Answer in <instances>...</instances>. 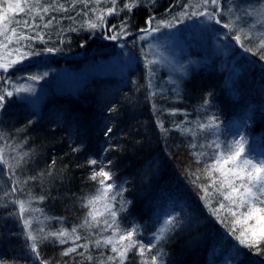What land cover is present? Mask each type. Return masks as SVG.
Segmentation results:
<instances>
[{"label": "trees", "instance_id": "16d2710c", "mask_svg": "<svg viewBox=\"0 0 264 264\" xmlns=\"http://www.w3.org/2000/svg\"><path fill=\"white\" fill-rule=\"evenodd\" d=\"M180 3L183 0H156L154 5L146 2L130 14L131 35L116 41L107 39L109 33L104 29H96L92 34L88 30L65 31L60 36L56 35V29H49L51 40L47 44L36 41L34 45L40 54L48 55L49 62L38 61L8 71L9 79L15 83L14 79L27 75L28 69L39 65L72 67L100 59H121L125 51L131 53L130 66L117 82L97 80L84 86L76 95L63 94L59 98L53 93L43 103L42 111L32 108L23 99L19 101L15 94L13 103L3 111L0 135L22 143L24 151L32 154L24 171L17 170L16 175L21 179L35 176L46 173L50 166L53 173L43 182L32 181L23 191L11 193L13 177L0 165V260L4 264H38L26 246L25 231L15 217L13 205V201L21 196L28 198L29 191L34 196H47L43 202H38L47 216L63 218L46 222L52 230L61 225L71 229L82 222L88 211L82 206L84 198L94 195L99 186L89 179L92 167H97L86 164L89 158L112 161L109 167L115 185L117 189L121 186L126 189L122 193L123 199L131 202L120 212L119 222L125 229L139 225L142 232L138 239L144 243L152 239L151 234L168 213H178L185 224H194L171 235L164 245L165 264H210L214 250L222 254L220 264H224V256L230 264H264V255L239 245L220 218L213 214L217 200L213 198L209 207L198 187L207 183L202 172L196 183L190 174L202 170L204 164L210 162L209 157L198 161L194 153L211 154L213 150L207 145L217 139L227 143L244 135L250 155L264 156V60L245 51L227 34V29L213 23L209 27L212 32L204 36L207 35L208 40H212L213 34L222 36L229 49L228 64L238 71L236 74L228 70L223 77L211 66L200 65L184 66L185 69L180 70L172 81L167 80L166 72L159 69H155L156 77H149L145 60L146 55L149 57V45L137 40L142 33L139 29L145 27L149 14H155L159 19L167 17L165 9L176 4L173 14L177 13ZM228 3L241 14L240 26L248 28L256 18L243 16L241 10L259 7L264 0H226L225 7ZM123 16L122 13L121 18ZM108 23L117 24L119 19L109 17ZM69 25L67 20L62 22L65 29ZM254 32H264V26L256 24ZM47 47H56L60 51L49 53L44 50ZM3 83L1 90H12V84L5 76ZM153 91L156 92L154 97L151 96ZM112 108L116 111H111ZM176 109L179 111L175 114L170 111ZM213 116L218 127L212 130L197 128ZM158 120L163 121L167 132L161 130ZM175 124L193 129L196 135L175 128ZM107 127L113 129L108 136L104 135ZM193 144L195 148L191 146ZM201 145L205 147L201 148ZM77 146H81V151L73 152ZM52 161H55L54 165ZM120 200L117 196V207ZM221 218L227 219L226 214L221 213ZM68 246L45 241L40 247L41 255L51 264H97L109 253L108 249L93 248L90 251L95 259L82 262L79 256L75 259L60 256ZM126 264H139L135 250L129 253Z\"/></svg>", "mask_w": 264, "mask_h": 264}, {"label": "snow or ice", "instance_id": "6c2138e0", "mask_svg": "<svg viewBox=\"0 0 264 264\" xmlns=\"http://www.w3.org/2000/svg\"><path fill=\"white\" fill-rule=\"evenodd\" d=\"M146 2L154 5L156 0H0V71L7 73L15 66L21 65L28 57L40 55V52L35 51L34 42L40 41L47 44L51 40L49 29H56L57 36L65 31L88 30L92 34L96 29H105L109 33L106 38L113 41L129 36L131 35L130 14ZM225 3L226 0H183V3L179 4L180 11L175 14L173 9L177 5H170L165 9L168 13L166 18L159 19L155 14L147 16L144 22L145 27L139 29L144 33L140 39H146L164 28H174L183 20L204 18L208 22L227 29V34L234 38L241 48L247 52H253L264 60V32H254L256 24L264 26V3L259 7L241 10L243 16L256 18L248 28L241 27L238 23L242 16L235 10V6L228 3L225 7ZM122 13L123 18H121ZM109 17L118 18L119 23L109 25ZM65 20L70 22L66 29L62 26ZM44 50L49 53L60 51L56 47H47ZM145 60L148 65L159 62L148 59L147 55ZM43 75L46 76L47 73ZM42 78L43 76L39 75L28 77L32 81ZM3 79L4 77L0 76V80ZM8 82L12 84V90L7 88L0 90V111L5 109L6 98L19 93L34 92L32 85L23 86L11 80ZM149 87H151V80H149ZM155 95L156 92L153 91L151 96ZM153 109H156L155 104ZM111 111H116V108H112ZM170 111L175 114L179 110ZM157 123L162 131H168L164 128L163 121L158 120ZM174 127L196 135L193 129L182 127L181 124H175ZM216 127L218 125L215 116L211 117L207 123L197 125V128L205 130ZM112 131V127H107L104 135L108 136ZM0 140H3V144H0V165L6 166L13 177L11 193L23 191L30 182L37 180L43 182L46 176L53 175L50 166L46 173L40 172L35 176H25L21 179L16 175L17 170L24 171L32 154L29 151L18 150L23 146L22 143L17 144L13 141L10 144L3 136H0ZM24 142L26 143V140ZM191 146L196 147L195 144ZM207 147L213 150L211 154L205 151L194 153L198 161L209 157L210 162H206L202 170L198 169L197 172L190 173L195 177L193 183L201 179L202 172L207 183H201L198 187L204 193L203 199L209 207L213 198L217 200V206L212 208L213 214L220 218L221 224L228 228L239 245L264 255V156L257 158L250 155L248 141L244 135L227 143L218 139L213 140ZM72 151H81V146L74 147ZM9 152L15 155H8ZM54 164L55 161H52V165ZM86 164L97 166L92 167L89 179L96 181L99 186L94 195L84 198L82 206L88 211L82 222L73 225L71 229L61 225L59 229L52 230L46 222L63 218L49 217L42 208L33 206L34 201L43 202L47 198L46 195L34 196L29 191L27 199L13 201L18 206L16 214L26 229L24 233L28 241L26 246L38 264H51L41 255L40 247L45 241L69 245L64 248L60 256H71L73 259L79 256L82 262L85 260L91 262L95 259L90 251L95 248L109 250L106 256H103L101 252L103 258L99 259L97 264H126L129 253L133 250L139 258V264H165L164 245L171 235L177 230L192 227L194 224H185L178 213H168L156 231L151 234L152 239L144 243L143 240L138 239L142 232L139 225L125 229L119 222L120 212L125 211L126 205L131 202L123 199L122 193L126 189L122 186L117 189L115 185L113 173L109 167L112 161L105 162L89 158ZM117 196L121 197L119 207L116 204ZM221 213H225L227 219L221 218ZM252 221L254 223H250ZM195 222L198 223V221ZM0 264L4 262L0 260Z\"/></svg>", "mask_w": 264, "mask_h": 264}, {"label": "rangeland", "instance_id": "374dc122", "mask_svg": "<svg viewBox=\"0 0 264 264\" xmlns=\"http://www.w3.org/2000/svg\"><path fill=\"white\" fill-rule=\"evenodd\" d=\"M211 24L213 25L212 22H208L204 18H193L191 20H183V22L177 23L174 28H164L158 33L149 35L146 39H140L141 36H144V33H141L137 37V40L139 42H147L146 44L149 45L148 59H155L159 61L153 65H148L147 63L148 69L151 68L149 77H156V70L159 69V71L166 72L167 80L172 81L175 79V76L180 74L179 71L184 70L185 67L200 65H208L209 67L211 66L214 72H217L218 75L223 77L228 70H232L233 75L236 74L238 71L233 70L231 67L232 65L228 64L229 49L224 45V39L222 36L219 37V34H213L214 36L211 37L212 40H208L209 38L206 39L207 35L204 36L205 33L212 32L209 30ZM35 43L36 41L34 42V45ZM122 50L123 48H121V51ZM35 51L38 52V49L36 48ZM130 57L131 53L125 51L121 59H100L96 61L80 63L72 67L65 64H60L58 67H53L51 65H39L36 68L28 69L27 75H23L20 78L14 79L15 84L34 86V92L16 94L17 98L19 101L23 99V101L31 104L32 108L38 110L41 109L40 111H42L43 103L53 93H55L59 98L63 94L66 96L76 95L84 86L89 84L92 85L97 80L98 82H117V79L119 78L120 80L122 75L125 74L128 67L130 66ZM38 61H44V63L47 64V62H49L48 55L40 54L37 56H30L21 65H17L15 67L28 66ZM8 73L9 72H2L0 76H5L7 81H9L10 75ZM44 73H47V75L44 76ZM32 75L43 76V78L32 81L28 79V77ZM3 81L1 82L0 90L3 84H5ZM6 99L8 105H6L5 108L7 106L9 107V104L13 103V97H8ZM3 111H6V109L0 111V116L2 115ZM0 136H2V134ZM3 137L7 139L10 144L13 143V141L19 144L15 139L10 140L5 136ZM0 144H3V140H0ZM18 150L23 152V146ZM7 154L15 155V153L11 152ZM2 166L5 168V171H9L6 166ZM17 199L27 198L21 196ZM13 205L15 217L17 218V221H19V223L23 226L19 216L16 214L18 206L16 204ZM33 206L39 207L38 202L34 201ZM162 218H164V216ZM23 230L26 231L24 227ZM230 241L232 245L235 244L232 238ZM221 257L222 254L218 250H214L209 258L210 264H220L218 261ZM223 262L224 264H230V260L225 256L223 257Z\"/></svg>", "mask_w": 264, "mask_h": 264}, {"label": "bare ground", "instance_id": "6f19581e", "mask_svg": "<svg viewBox=\"0 0 264 264\" xmlns=\"http://www.w3.org/2000/svg\"><path fill=\"white\" fill-rule=\"evenodd\" d=\"M105 32H107L105 29H104ZM67 58H70V56H67Z\"/></svg>", "mask_w": 264, "mask_h": 264}]
</instances>
